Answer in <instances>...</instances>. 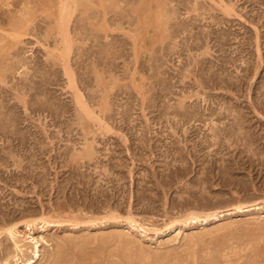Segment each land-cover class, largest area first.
Returning <instances> with one entry per match:
<instances>
[{"label":"rangeland","instance_id":"rangeland-1","mask_svg":"<svg viewBox=\"0 0 264 264\" xmlns=\"http://www.w3.org/2000/svg\"><path fill=\"white\" fill-rule=\"evenodd\" d=\"M40 215L35 264H264V0H0V228Z\"/></svg>","mask_w":264,"mask_h":264},{"label":"bare ground","instance_id":"bare-ground-1","mask_svg":"<svg viewBox=\"0 0 264 264\" xmlns=\"http://www.w3.org/2000/svg\"><path fill=\"white\" fill-rule=\"evenodd\" d=\"M76 1V0H75ZM155 2V1H154ZM160 2V1H159ZM87 4V3H86ZM66 7V6H65ZM89 8V7H88ZM68 9V8H67ZM163 9V8H162ZM62 10H64L65 11V9H62ZM62 12V11H61ZM68 13V12H67ZM144 13V12H143ZM65 14V13H64ZM160 15V14H159ZM67 19V18H66ZM158 19V18H157ZM160 19V18H159ZM70 20V19H69ZM142 21V20H141ZM60 23H59V29H61V31H62V28H64V26L66 25L65 23H64V19L63 18H61L60 19V21H59ZM66 22V21H65ZM20 23V22H19ZM140 24V23H139ZM144 25V24H143ZM17 26V25H16ZM21 26V25H20ZM67 26V25H66ZM65 26V27H66ZM24 27V26H23ZM157 29V28H156ZM11 30V29H10ZM65 30V29H64ZM15 32V31H14ZM21 32V31H20ZM23 32V31H22ZM16 33V32H15ZM63 33V32H62ZM66 35V34H65ZM14 36V35H13ZM20 36V35H19ZM63 36V35H62ZM163 38V37H162ZM162 42V41H161ZM65 43H66V39H65ZM68 52H66V54H67ZM69 70V69H68ZM66 74V73H65ZM2 78V77H1ZM68 86V85H67ZM73 86V85H72ZM70 89V88H69ZM76 93V92H75ZM82 97V96H81ZM81 97H78L77 96V98H76V103L75 104H77L76 106H78L79 107V109H80V111L83 113V115H85V116H90V112H88V110H87V107L85 106V104H84V102L81 100ZM192 97V96H191ZM190 109V108H189ZM190 111V110H189ZM78 113V112H77ZM80 113V112H79ZM92 115V114H91ZM3 117V116H2ZM81 120H83V119H81ZM80 120V121H81ZM91 121V120H90ZM244 121V120H243ZM213 123V122H212ZM246 124V123H245ZM82 126V125H81ZM235 127V126H234ZM232 130V129H231ZM213 131H215V130H213ZM212 131V132H213ZM214 133V132H213ZM219 133V132H218ZM218 135H220V133L218 134ZM216 136V135H215ZM214 136V137H215ZM252 137V136H251ZM239 141V140H238ZM182 154V153H181ZM74 156V155H73ZM77 156V155H76ZM255 157V156H254ZM258 157V156H257ZM260 157V156H259ZM85 158V157H84ZM93 160V159H92ZM185 162V161H184ZM251 164V163H250ZM229 169V168H228ZM229 171H231V170H229ZM206 173V175H205V179L206 178H208L207 177V172H205L204 171V174ZM204 174H203V176H204ZM245 174V173H244ZM201 175V174H200ZM181 176V175H180ZM222 176V175H221ZM179 179V178H178ZM181 179V178H180ZM211 179V178H210ZM209 179V180H210ZM212 180V179H211ZM202 181H204L203 183L205 184L206 183V181L205 180H203L202 179ZM202 181H201V183H202ZM200 183V184H201ZM202 183V184H203ZM207 183H208V181H207ZM211 185V184H210ZM225 185V184H224ZM204 186V185H203ZM192 187V186H191ZM211 187V186H210ZM193 188V187H192ZM245 191V190H244ZM182 193V192H181ZM200 195V194H199ZM95 196V195H94ZM193 196V195H192ZM201 196V195H200ZM201 199V198H200ZM185 202V201H184ZM187 203V202H186ZM184 204V203H183ZM189 205V204H188ZM190 206V205H189ZM218 206V205H217ZM235 206V205H234ZM197 207V206H196ZM201 207H202V205H201ZM206 207V206H205ZM227 207V206H226ZM206 208H208V207H206ZM210 208V207H209ZM222 208V207H221ZM256 206L254 205V206H248V207H241V206H237V207H234V209H228L227 208V210L225 209V210H223V211H220V212H215L214 211V213H196V212H198V211H194V212H192V210H191V212L189 213H186V214H184V215H180V218L178 219V217H177V221H174V220H172L173 222H170V224H171V226L170 227H168L167 225V230L166 231H172V229H176L177 227H178V225H181L182 224V226L183 225H199V226H202V225H206V224H208L210 221H219V220H222L223 218H225V217H229V216H232V215H235L236 213H241V212H243L244 213V210H245V212H251V211H253V210H256ZM199 209V208H198ZM213 209H214V207H213ZM219 209V208H218ZM218 209H215V210H218ZM210 210V209H209ZM221 210V209H220ZM258 210V209H257ZM189 211V210H188ZM185 212V211H184ZM206 212V211H205ZM182 213V212H181ZM114 214V213H113ZM41 216V215H40ZM81 216V215H80ZM112 216V215H111ZM43 217H45V216H43ZM42 216L41 217H39V218H37V219H35V220H31V221H28V220H26L27 222H24V224H23V227H24V230H26L28 233L25 235L24 234V236L22 235V237H20L21 235V232H19V227H21L20 226V224H21V222L20 221H18V222H20V224L19 223H12V224H9L8 225V223H7V225H5L6 227H3V228H0V237H1V235H4V237L6 238V240H10L11 242H12V244L11 245H13L12 247V251H11V255H9V256H6L7 258L6 259H3L2 258V260L0 261V264H9V261L11 260V259H15L16 260V262L17 261H19L20 259H21V256L23 257L24 255H25V253H26V251H27V249H28V246L29 247H31L30 249H31V258H29V259H27L26 258V260L25 261H21V263L23 262V263H25V264H35V260L36 259H38L39 258V253H40V251H39V247H38V241L36 240V238H34V237H31V235H30V232L32 231H34L35 229L34 228H36L37 226H38V222H40L41 224H42V227L41 228H44L45 227V225H49L51 222H48V220H46V219H44ZM75 217V216H74ZM106 217V216H105ZM110 217V216H109ZM122 217V216H121ZM128 217H130V216H128ZM132 217V216H131ZM130 217V218H131ZM32 218V217H31ZM106 218H108V216L106 217ZM116 217H114V215L111 217V219H115ZM118 218V217H117ZM30 219V218H29ZM77 219H79V218H77ZM104 219V218H103ZM109 219V218H108ZM128 219V222H129V225L131 226V228L133 229V230H135V231H138V230H141L142 232H144V233H146L147 231L143 228V227H139V226H135L136 225V222L134 221V219L132 220V218H131V220H129V218H127ZM24 220V219H23ZM76 220V219H75ZM90 220V219H89ZM97 220V219H96ZM176 220V219H175ZM98 221V220H97ZM125 221H127V220H125ZM96 222V221H95ZM127 222V223H128ZM61 223H65V222H56V224H61ZM92 223V222H91ZM53 224H55V223H53ZM140 224V223H139ZM169 224V223H168ZM75 225H77V224H73V226H75ZM46 228V227H45ZM165 229V228H164ZM156 230V229H155ZM154 230V233L155 234H158L157 232H158V230H156L155 231ZM161 231V230H160ZM162 233V232H161ZM178 236V235H177ZM176 236V237H177ZM25 237V238H24ZM27 239H29L30 241L28 242V244L26 245V243H25V241L27 240ZM8 251V250H7ZM5 252V251H4ZM19 255H21V256H19ZM20 258H19V257ZM26 256V255H25ZM24 258V257H23ZM22 258V259H23ZM25 259V258H24ZM193 262V261H192Z\"/></svg>","mask_w":264,"mask_h":264}]
</instances>
